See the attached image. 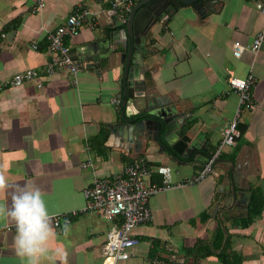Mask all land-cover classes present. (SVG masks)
Masks as SVG:
<instances>
[{"label": "crops", "instance_id": "0c3cea01", "mask_svg": "<svg viewBox=\"0 0 264 264\" xmlns=\"http://www.w3.org/2000/svg\"><path fill=\"white\" fill-rule=\"evenodd\" d=\"M221 1L202 15L185 6L154 25L145 41L139 76L146 92L165 97L186 117L183 134L189 132L191 142H181L185 149L195 143L198 151L211 155L238 104L227 79L245 78L250 69L255 79V107L239 117L238 129L244 128V133L220 155L223 162L214 164L210 174L180 186L206 159L189 152L178 164L159 145L140 142L136 134L117 127L122 68L111 73L106 59L98 68L85 60L95 41L119 38L121 14L104 0H45L39 11L36 0H0V171L12 186L7 198L16 185L30 184L41 189L54 217L80 211L85 206L83 190L95 178L118 176L133 159L144 157L150 182L160 185L163 177L157 169L168 168L172 186L149 198L151 220L134 230L139 244L117 264H221L220 251L212 247L219 229L222 245L228 237L241 264H264V0ZM79 7L99 13V19L95 28L83 26L76 36L65 38L79 65L75 77L61 72L10 87L15 74L41 70L51 62L47 34ZM16 20H21L20 26L11 30ZM260 32L263 41L254 59L247 47ZM233 43L245 47L238 59L232 55ZM99 44L98 53L112 49L109 42ZM135 109L141 110L142 104ZM86 162L92 167L81 168ZM228 162L235 166L238 198L246 193L249 202L222 217L216 210L230 189ZM257 189L263 200L260 215L243 227L237 222L246 221ZM14 225L0 219V264H22L15 251ZM65 225H53L56 238L49 248L55 264H105L102 248L108 225L99 213L73 217L67 235Z\"/></svg>", "mask_w": 264, "mask_h": 264}, {"label": "built area", "instance_id": "2783aa9c", "mask_svg": "<svg viewBox=\"0 0 264 264\" xmlns=\"http://www.w3.org/2000/svg\"><path fill=\"white\" fill-rule=\"evenodd\" d=\"M36 1L39 11L44 7L45 0ZM104 1L111 10L119 12L121 18H124L139 0ZM260 12L264 14V7L260 9ZM98 16L99 13L87 8H75L64 23L47 34V49L54 57L51 62L47 63L41 70H26L15 74L9 82L10 87H19L31 80L51 77L61 72H68L75 77L79 65L73 60L70 47L65 43V38L76 36L83 26L95 28L99 19ZM262 41L263 32H260L247 47L254 59L260 50ZM244 49L245 47L239 43H233V57L240 58ZM227 82L231 91L238 95L235 114L222 130L221 139L205 165L195 176L179 184L180 186L196 184L212 172L216 159L227 148L233 147L240 136L238 129L240 114L249 112L255 107L251 97V89L255 83L252 69L245 78L230 76ZM113 103L118 104V101L114 99ZM87 167H92L90 162L81 164V168ZM157 173L163 177L160 185L150 182L151 169L144 157L133 159L125 165L122 173L118 176L95 178L91 185L83 190L84 208L80 211H72L54 217L53 225L58 226L60 221L68 225L71 223V219L80 213H99L108 225L106 242L102 248L105 264H117L125 261L130 257L131 249L139 244L134 230L151 220L148 206L149 198L172 186L168 168L160 167L157 169ZM12 228H15V225ZM12 228L7 227L6 230L9 231Z\"/></svg>", "mask_w": 264, "mask_h": 264}, {"label": "water", "instance_id": "95a60500", "mask_svg": "<svg viewBox=\"0 0 264 264\" xmlns=\"http://www.w3.org/2000/svg\"><path fill=\"white\" fill-rule=\"evenodd\" d=\"M222 2L221 0H139L130 10L125 18L117 24L121 27L118 33V39L95 41L90 45L93 49L85 53V60L91 68L101 67L103 60L106 59V70L111 72L115 67L122 68V76L119 86L120 92L117 98L120 100L119 110L121 123L117 127L125 128L129 134H136L140 142L153 143L160 146L162 151H166L172 161L180 163L179 159L188 158L189 152H197L199 156L204 157L206 162L210 155H206L204 150L198 151L195 143L185 149V145L191 142L190 133L183 134L186 127V117L175 105L167 101L165 97H159L146 92L145 82L140 78L141 63L144 51L145 41L148 32L157 23H163L171 15L183 9L185 6H191L199 15L206 10H211V5ZM116 15V14H115ZM113 25L116 23L113 22ZM109 42L111 50L96 51L97 45ZM102 55H101V54ZM114 59V62H112ZM111 61V62H110ZM135 104H142L141 110L135 109ZM130 111H133L132 113ZM133 116L132 119L130 117ZM133 123V124H132ZM136 132V133H134ZM223 162L216 159V162ZM230 178V189L226 200L221 208H217L219 216L229 214L231 210L238 209L240 204L247 205L249 195L242 194L238 198L236 190V180L234 176L235 166L228 162ZM230 173V174H229ZM246 197V199H245Z\"/></svg>", "mask_w": 264, "mask_h": 264}, {"label": "clouds", "instance_id": "9594fccd", "mask_svg": "<svg viewBox=\"0 0 264 264\" xmlns=\"http://www.w3.org/2000/svg\"><path fill=\"white\" fill-rule=\"evenodd\" d=\"M12 187L4 172L0 171V219L11 220L15 224V251L22 264H55L50 255V242L56 238L53 227V214L49 211L44 194L35 185H16ZM69 229L65 225L64 234Z\"/></svg>", "mask_w": 264, "mask_h": 264}, {"label": "trees", "instance_id": "16d2710c", "mask_svg": "<svg viewBox=\"0 0 264 264\" xmlns=\"http://www.w3.org/2000/svg\"><path fill=\"white\" fill-rule=\"evenodd\" d=\"M20 21L21 20H16L15 22H13L10 26V29L16 30L20 26ZM239 129L241 136L244 133V128H239ZM262 203L263 200H262L261 191L257 189L252 194V198L248 208L247 218L245 219L246 221H238L237 223L241 224V226L243 227L249 226L253 222L252 220L260 215ZM215 237L216 240L212 243V247L214 250L220 251L217 257L221 262V264H241V260L239 256L230 250L228 237L225 241L224 246L222 245L224 240V234L221 229L217 231Z\"/></svg>", "mask_w": 264, "mask_h": 264}]
</instances>
